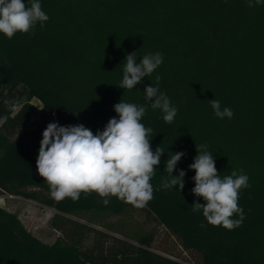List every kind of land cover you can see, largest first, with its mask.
Masks as SVG:
<instances>
[{
    "label": "trees",
    "instance_id": "1",
    "mask_svg": "<svg viewBox=\"0 0 264 264\" xmlns=\"http://www.w3.org/2000/svg\"><path fill=\"white\" fill-rule=\"evenodd\" d=\"M40 3L49 16L43 27L11 39L0 34V118H6L0 125V194L53 209L50 225L62 238L45 244L0 207V264H183L171 253L151 250L153 233L106 223L132 211L151 217L196 264H264V2L252 8L247 0ZM133 52L137 63L149 52L164 59L151 76L125 90L118 85ZM157 75L160 91L178 109L171 124L144 99L146 86H157ZM33 97L53 122L83 124L93 134L119 118L114 105L121 100L146 105L141 123L153 129L151 149L165 150L150 181L153 199L143 208L95 192L55 201L36 166L44 130H11L16 118L32 120ZM213 99L234 116L215 117ZM196 144L207 145L221 177L240 169L249 177L250 187L239 192L244 219L238 227L213 226L202 210L192 211L195 202L205 203L191 192ZM176 152L185 153L173 172H186L183 190L156 191L169 175L168 155ZM96 224L105 230L91 227Z\"/></svg>",
    "mask_w": 264,
    "mask_h": 264
},
{
    "label": "clouds",
    "instance_id": "2",
    "mask_svg": "<svg viewBox=\"0 0 264 264\" xmlns=\"http://www.w3.org/2000/svg\"><path fill=\"white\" fill-rule=\"evenodd\" d=\"M262 2L264 0H247V6L252 8ZM48 20L40 0H29L28 4L25 0H0V34L8 39L16 33H30L37 24L43 27ZM163 59L162 53L149 52L137 63L135 52L128 54L118 87L134 89L143 78L152 75ZM160 79L157 75V86H146L144 99L152 109L163 113L165 123L171 124L178 109L160 91ZM209 103L215 117L231 119L234 116L231 108L221 109L219 100L213 99ZM114 111L119 118H110L104 130L95 134L83 124L60 126L55 122L49 123L43 131L36 166L55 201L65 198L77 201L81 193L95 192L100 197L115 196L135 208H143L153 199L150 181L165 150L160 146L155 151L151 149L153 129L141 123L147 107L121 100L114 105ZM5 121L6 118H0V125ZM196 150L194 162L189 165V169L195 171V186L191 192L202 197L205 203L195 202L192 211L202 210L204 218L213 226L229 230L238 227L244 219L243 209L238 205L239 192L250 187L249 177L242 169L221 177L207 145L196 144ZM183 156L184 152L168 155L165 171L169 175L162 179L156 191L175 186H179V191L183 190L186 172L180 170L178 175H173ZM102 203L107 206L110 200L103 199ZM234 214H238L239 219L233 220ZM200 227L205 225L202 223Z\"/></svg>",
    "mask_w": 264,
    "mask_h": 264
},
{
    "label": "rangeland",
    "instance_id": "3",
    "mask_svg": "<svg viewBox=\"0 0 264 264\" xmlns=\"http://www.w3.org/2000/svg\"><path fill=\"white\" fill-rule=\"evenodd\" d=\"M29 103L35 110L31 113L32 120L25 121L21 118L14 119L11 122V130L13 133H18L26 126H35L45 130L49 123H53L50 118L40 113L42 104L38 99L33 97L30 99ZM0 207L7 212L15 214L23 227L41 242L52 244L54 241L62 238V234L54 230L50 225V221L55 214L53 209L32 200L18 196H8L6 194H0ZM72 219L77 220L76 218ZM120 222L131 231L141 230L146 233H153L154 238L150 246L152 251L159 254H164L165 252L171 253V258L183 264H196V258L194 256L182 251L168 236L166 231L144 213L132 211L129 215L124 217L109 218L106 221V223L115 225V227L118 226ZM91 227L103 231L105 230V226L101 224L91 225ZM91 241L92 236L90 235L85 241V244L90 245Z\"/></svg>",
    "mask_w": 264,
    "mask_h": 264
}]
</instances>
